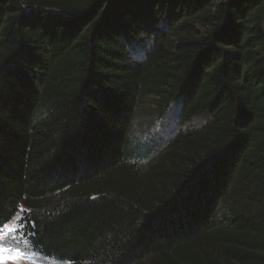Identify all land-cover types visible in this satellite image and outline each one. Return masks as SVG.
<instances>
[{
	"label": "trees",
	"instance_id": "obj_1",
	"mask_svg": "<svg viewBox=\"0 0 264 264\" xmlns=\"http://www.w3.org/2000/svg\"><path fill=\"white\" fill-rule=\"evenodd\" d=\"M148 96L209 120L143 170ZM22 207L60 262L264 264V0H0V229Z\"/></svg>",
	"mask_w": 264,
	"mask_h": 264
},
{
	"label": "rangeland",
	"instance_id": "obj_2",
	"mask_svg": "<svg viewBox=\"0 0 264 264\" xmlns=\"http://www.w3.org/2000/svg\"><path fill=\"white\" fill-rule=\"evenodd\" d=\"M133 59H140L143 50L139 45L131 46ZM158 100L146 97L136 111L132 127L131 161L141 169H146L154 161L168 142L178 133L201 128L209 120L208 116L193 117L188 121L181 118V103L173 102L166 113L157 111ZM23 207L0 229V264H71L47 258L32 248L23 231Z\"/></svg>",
	"mask_w": 264,
	"mask_h": 264
}]
</instances>
